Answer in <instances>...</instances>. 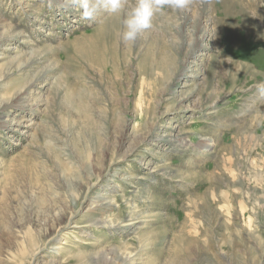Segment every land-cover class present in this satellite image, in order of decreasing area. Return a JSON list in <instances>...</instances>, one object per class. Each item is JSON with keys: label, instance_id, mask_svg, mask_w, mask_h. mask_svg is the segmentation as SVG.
<instances>
[{"label": "rangeland", "instance_id": "rangeland-1", "mask_svg": "<svg viewBox=\"0 0 264 264\" xmlns=\"http://www.w3.org/2000/svg\"><path fill=\"white\" fill-rule=\"evenodd\" d=\"M123 19L0 0V264H264V0Z\"/></svg>", "mask_w": 264, "mask_h": 264}, {"label": "clouds", "instance_id": "clouds-1", "mask_svg": "<svg viewBox=\"0 0 264 264\" xmlns=\"http://www.w3.org/2000/svg\"><path fill=\"white\" fill-rule=\"evenodd\" d=\"M208 3L211 0H135L129 7L130 0H66L68 7L78 10L85 21L100 13L124 16L121 37L125 45H134L143 33L152 30L156 18L166 10L183 13L195 5L202 7Z\"/></svg>", "mask_w": 264, "mask_h": 264}, {"label": "bare ground", "instance_id": "bare-ground-1", "mask_svg": "<svg viewBox=\"0 0 264 264\" xmlns=\"http://www.w3.org/2000/svg\"><path fill=\"white\" fill-rule=\"evenodd\" d=\"M98 16H99V15H98ZM98 16H97V17H98ZM102 16H103V15H102ZM109 27H110V26H109V25H107V26H105L104 28H106V29H107V28H109Z\"/></svg>", "mask_w": 264, "mask_h": 264}]
</instances>
